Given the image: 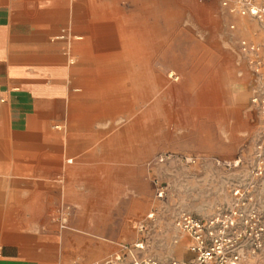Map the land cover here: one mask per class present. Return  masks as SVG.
Instances as JSON below:
<instances>
[{
    "label": "rangeland",
    "instance_id": "1",
    "mask_svg": "<svg viewBox=\"0 0 264 264\" xmlns=\"http://www.w3.org/2000/svg\"><path fill=\"white\" fill-rule=\"evenodd\" d=\"M191 1L161 0L158 27L145 31V59L124 58L133 55L124 46L133 45L115 44L129 73L75 79L96 87L95 121L72 130L56 121L50 129L90 134L65 162L82 159L90 166L83 173L98 186L75 187L72 196L67 186L55 188L50 218L33 221L30 241L53 264L189 260L191 239L176 228V216L208 218L237 203L259 214L246 234L243 264H264V21L231 14L221 0ZM241 39L261 46L259 72ZM65 103L71 111L72 101ZM119 166L127 177L119 179ZM258 233L261 247L253 252Z\"/></svg>",
    "mask_w": 264,
    "mask_h": 264
},
{
    "label": "crops",
    "instance_id": "2",
    "mask_svg": "<svg viewBox=\"0 0 264 264\" xmlns=\"http://www.w3.org/2000/svg\"><path fill=\"white\" fill-rule=\"evenodd\" d=\"M160 9L161 0H0V264H53L30 241L33 221L50 218L55 188L67 186L72 196L75 187L98 185L82 159L65 162L90 134L51 125L72 130L95 121L96 87L75 79L129 73L115 44L133 45L124 46L133 53L124 58L145 59V31L155 32ZM118 169L119 179L127 177V168Z\"/></svg>",
    "mask_w": 264,
    "mask_h": 264
},
{
    "label": "built area",
    "instance_id": "3",
    "mask_svg": "<svg viewBox=\"0 0 264 264\" xmlns=\"http://www.w3.org/2000/svg\"><path fill=\"white\" fill-rule=\"evenodd\" d=\"M231 14L251 16L264 21V3L256 0H221ZM234 28V25H231ZM240 50L250 60L257 72L262 67L261 46L248 39H241ZM254 101L260 103L258 98ZM264 115V100L260 103ZM264 134V130H263ZM241 196H239L240 200ZM246 203L232 206L230 209H220L208 218L198 217L190 212L179 213L174 224L178 230L190 237L189 251L193 257L185 261H160L155 258L132 257L129 264H243L242 248L249 230H253L259 221V214L255 208ZM243 206V207H242ZM152 214L149 218H152ZM144 224L140 229H144ZM261 228L260 230H263ZM260 234L253 239V252L261 247ZM143 249V244L135 245ZM107 264H111L108 262Z\"/></svg>",
    "mask_w": 264,
    "mask_h": 264
}]
</instances>
